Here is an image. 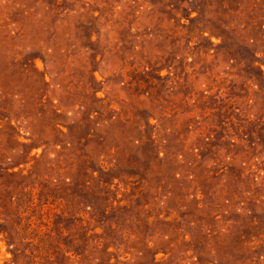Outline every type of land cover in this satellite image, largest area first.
<instances>
[{
	"label": "rangeland",
	"instance_id": "rangeland-1",
	"mask_svg": "<svg viewBox=\"0 0 264 264\" xmlns=\"http://www.w3.org/2000/svg\"><path fill=\"white\" fill-rule=\"evenodd\" d=\"M0 264H264V0H0Z\"/></svg>",
	"mask_w": 264,
	"mask_h": 264
}]
</instances>
